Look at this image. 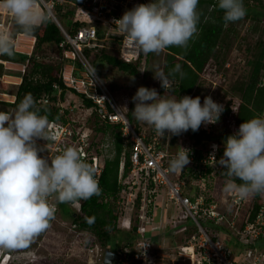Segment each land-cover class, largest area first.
Masks as SVG:
<instances>
[{"label": "clouds", "instance_id": "1", "mask_svg": "<svg viewBox=\"0 0 264 264\" xmlns=\"http://www.w3.org/2000/svg\"><path fill=\"white\" fill-rule=\"evenodd\" d=\"M198 4L199 0H152L126 11L114 24L142 54H159L173 46L183 49L198 33ZM216 6L226 24L244 19L247 13L244 0H216ZM0 7L12 14L25 35H31L37 21L46 18L37 11L36 0H0ZM12 54L11 38L0 34V55ZM89 70L93 77L95 67ZM175 74L183 78L180 64L168 73L157 67L154 79L159 80L164 94L139 87L132 97L135 120L151 126L166 139L170 137H165V132L179 136L189 130L198 131L202 124H214L223 112V106L210 96L203 104L199 96L178 98L172 79ZM48 126V117L39 114L31 94L25 95L12 111H0L2 248H28L35 237L50 228L56 212L55 205L49 203L51 196L58 203H67L102 194L95 170L77 149L67 147L51 159L39 155L43 149L38 148L36 140L46 139ZM178 149L169 161L171 173L182 172L190 162L189 150ZM218 163L225 169V192H234L241 199L264 194V114L244 121L226 138ZM0 251L1 264H10L12 255Z\"/></svg>", "mask_w": 264, "mask_h": 264}, {"label": "built area", "instance_id": "2", "mask_svg": "<svg viewBox=\"0 0 264 264\" xmlns=\"http://www.w3.org/2000/svg\"><path fill=\"white\" fill-rule=\"evenodd\" d=\"M142 4L148 3L143 0H80L73 7L106 27L105 37L112 41L114 39L120 41V59L130 64L140 57V52L126 35L118 31L114 21L119 20L126 11ZM56 6L57 4L51 1L36 0V9L38 11L40 7L44 9L64 38L59 44V48L63 49V59L72 62L67 64L69 70L67 72L63 70L59 76L67 90L66 93L74 92L91 101L99 109L102 122L117 125L124 142L130 146L131 170L126 177H123V166H120L119 183L122 188L117 205L120 211L125 212L124 215L129 216V223L125 225L126 230L131 228L133 215H136L135 220L138 219L140 225L137 229L138 240L134 245L133 258L128 260L129 250L124 249L118 255L119 264H162L166 257H174V251H177V257L182 264H264V194H261L260 208L253 218L255 195L241 199L236 193L228 192L227 205L219 210L220 204L205 195L206 180L214 177L216 172L225 171L218 163L219 147L215 143L209 146L207 153L203 154L204 159L201 162L212 167L214 172L210 177L207 175L197 177L196 195L190 196L186 193V182L180 179V172L174 173L176 179H172L171 172L168 171V160L174 157L169 154L167 148H162L161 137L155 131L150 132L148 136L141 135L131 124L127 114L119 108L98 73L95 71V75L91 76L89 69L92 65L88 62L84 50L103 47L98 45L102 40L98 38L95 26L80 27L72 34L55 18ZM71 21L74 23L77 20ZM222 74L209 73L201 77L222 78ZM259 87H264V78L260 80ZM54 91L53 96L57 98L58 104L62 89L56 85ZM213 101L220 104L218 101ZM49 102V97H46L39 100L38 104L44 107ZM225 106L226 104L223 110ZM57 108L59 115L64 116L66 109L61 104L57 105ZM217 125V122L202 124L197 132L210 135ZM238 128L234 129V133L238 131ZM91 133L93 132L90 129L76 128L72 121H68L65 125L49 122L46 130L47 145L42 146L50 154L40 152L39 155L51 159L61 154L67 147H73L95 170L98 180L103 168V159L97 151L101 152L103 148L96 150L92 144ZM213 145L216 146L215 149ZM182 148L189 150V163L192 164L190 167L194 168L193 146L187 145ZM140 194L142 199L138 208ZM159 195L162 198L161 202L156 199L160 197ZM53 198L54 195L49 198L50 204H54ZM72 205H75L73 210L79 211L78 202ZM244 207H247V210L242 212ZM160 208L163 213H159V219H161L159 224V222L156 223L155 218L152 219V211ZM184 218L191 220L193 232L184 238L182 243L173 245L168 242L166 245L160 238L152 237L154 233L161 235L169 230H173L172 235L176 237L185 234L189 230L183 226ZM207 226L216 232H211ZM220 227L225 229L228 239L235 241V249L230 248L221 239L217 231Z\"/></svg>", "mask_w": 264, "mask_h": 264}, {"label": "trees", "instance_id": "3", "mask_svg": "<svg viewBox=\"0 0 264 264\" xmlns=\"http://www.w3.org/2000/svg\"><path fill=\"white\" fill-rule=\"evenodd\" d=\"M79 1L80 0H75V5L78 4ZM143 1L147 2V0ZM245 1L246 0H244V5L247 9V13L242 20L248 19L251 11L249 4ZM203 7H205L206 10H210L209 14H207L208 17H205L203 14L200 15L198 33L195 38L189 42L187 48L182 49L173 46L163 50L165 53L163 71L168 73L176 64H180L181 70L184 73L183 78H181L179 74H175L172 77L178 98L185 95L191 96L200 86V83H202L200 81L202 80L201 75L206 72H211L212 75H215L221 73L220 71L223 68V64L220 63L222 62L221 60H224L223 55L218 54L224 33L223 27L226 24L222 19L223 12L217 8L216 0H199L198 9H202ZM39 13L43 14L46 18L40 20V22L36 24L33 33L28 35L35 39L34 52L28 57V66L22 77V83L16 94V100L13 107L15 108L25 95L31 94L36 102V108L39 109V114L46 115L49 122L65 125L68 122L65 118L67 111L64 112V116L59 115L57 98L53 96L55 93L54 86L56 85L62 89V100L67 92L59 77L63 67V49L59 48V44L64 38L57 25L48 17L42 7H40ZM54 13L56 16L58 15L60 19L67 22V25L71 27L70 32L72 34L80 27L92 25L79 19L73 23L70 19L73 12L66 11L64 13L62 7L59 5L55 7ZM94 22L95 24H93V26H95L97 30L98 38L102 40L105 37L107 30L101 23H98L97 21ZM17 34L25 35L23 29L16 24L13 18L9 28V35L14 38ZM111 42V49H113L112 51H114V54L107 53L105 48H103L101 49V54L96 56L95 60L92 62L98 74L102 75L101 73L104 68L111 67L117 69L123 74L134 77L139 74V67L142 64L143 59L144 63H149L146 56L151 55V53H148L147 55L140 53V57L130 64L123 62L119 56L120 41L114 39ZM45 46L49 47L48 49L52 53V56L45 55L43 56L44 58H41V55L45 54L42 49ZM92 50L93 49L84 50L86 58L91 57ZM250 64L251 71L247 82L233 87L234 92H237L240 97V101L233 112V129L238 128L244 121L264 113V87H259L260 80L264 78V42L257 45L253 55V61H251ZM70 93L73 94L74 97L80 99L81 104L85 109L92 110L95 117V125L93 129H91L96 134H104L108 132L112 134L114 155L111 158H103V168L98 178L99 186L102 189V194L100 196H93L87 200L58 203V206L74 226L79 230L91 232L103 246L108 247L109 250L116 255L121 254L124 249H128V260H130L134 256V245L138 240L137 229L140 222L138 219L133 221L131 228L128 231H126V229L124 231L117 230L115 223L117 220V211L119 210L117 200L122 188L121 183H119V170L122 165L123 177H126L131 170L129 162L130 146L124 142L117 125L102 122L99 109H97L91 101L84 99L82 96L74 92ZM46 97H49L50 102L48 105L42 107L38 104V101ZM131 108L132 107H130L128 113L130 121L132 120ZM229 113V107L225 106L221 116L228 115ZM221 116L217 121L218 124L222 122ZM216 129L217 127L210 135L198 133L197 131L192 132L191 130L185 132L189 139L194 141L193 159L195 167L191 168V174L195 181L199 175H207L210 177L214 172L212 167L201 163L204 159L203 154L207 153L209 146L213 143L217 144L219 147L218 158L220 159L223 156L224 142L226 138L234 133L233 130L230 133H223L222 139H220L218 136H215ZM153 131L155 130L153 129L151 132ZM92 144L96 150L99 149L100 146H96L93 141ZM182 147L183 146H180L179 148ZM101 153L102 152L97 151V154L100 157ZM186 176V171L184 172V170H182V172H180V179L185 180ZM215 176H220L223 182L227 179L222 172H216L214 177ZM236 182L240 183V181ZM141 199L142 195L140 194L138 198V208ZM74 202L79 203V211L77 212L70 209V205ZM260 203L261 194H256L253 203L252 218L259 210ZM207 227L211 232H216V230L211 229L209 226ZM217 231L220 233L221 239L224 240L230 248H236L235 241L231 238L228 239L227 235H225V229L220 227ZM192 232V230H189L188 232H185V234L179 235L177 242H172L173 245L174 243H182L183 239L187 238ZM163 234L161 233L160 235V233H154L152 234L154 235L152 237L161 238Z\"/></svg>", "mask_w": 264, "mask_h": 264}, {"label": "rangeland", "instance_id": "4", "mask_svg": "<svg viewBox=\"0 0 264 264\" xmlns=\"http://www.w3.org/2000/svg\"><path fill=\"white\" fill-rule=\"evenodd\" d=\"M51 1L62 7L64 13L66 11H72L73 15L70 19L84 20L86 23L95 24L94 20L87 17L85 14L76 10L73 6L75 5V0H45ZM151 2V0H147ZM249 4L250 14L248 19L241 20L233 23H227L223 27V38L221 42V48L218 54L223 55V59L220 62L223 64V68L220 71L222 78H212L210 76H205L206 79L202 78L200 80V86L195 90V92L190 97L199 96L201 99V104H203L204 97L210 96L213 100L218 101L221 105L229 107L230 113L228 115L221 116L222 122L217 125L215 131V136L222 139L223 133H230L233 129V112L240 101L239 94L234 92L233 87L240 84L246 83L251 71V61H253V55L256 47L259 43L264 42V0H246ZM199 14H203L208 17L210 10H206L205 7L198 9ZM57 21L63 25L67 31H71V27L67 25L63 19L55 15ZM104 27V26H103ZM107 29L106 27H104ZM112 40L104 37L98 45H102V48H95L91 51V57L87 58L88 62L94 67L93 61L96 56L101 54V49L105 48L107 53L114 54L113 49H111ZM165 53L162 51L159 54L151 53V55L146 56L147 62L139 67V74L132 76L123 74L115 68L107 67L104 68L102 75L98 74L101 80L104 82L106 87L109 89L115 102L128 116L130 107L131 112L134 110V103L132 102V97L135 95L139 87L154 88L157 90L158 94L163 95L165 90L161 87L159 80L154 79V73L156 68L159 67L163 70L164 67ZM64 60V59H63ZM228 65V66H227ZM96 71V69H95ZM63 72V67L61 73ZM97 72V71H96ZM153 72V73H152ZM98 73V72H97ZM212 74L211 72H206L204 75ZM202 76V75H201ZM66 109V119L72 121L74 126L78 129H90L92 130L95 125V117L92 110H87L81 104L80 99L74 97V95L66 93L63 100L61 99L57 105H60ZM127 108V111L123 108ZM132 120L130 121L133 126L136 127L137 131L144 136H148L153 130L151 126H148L142 122L135 120L131 113ZM92 128V129H91ZM91 136L93 135L92 141L96 146H100L102 153L100 154L103 158H111L114 155V144L113 137L111 133L96 134L93 130ZM234 133H232L233 135ZM165 137H170L168 139L161 137L162 148H167L169 154L175 157V154L180 146L192 145L194 141L189 139L186 133H182L179 136H172L170 133L165 132ZM38 142V143H37ZM38 148L43 149L41 151L44 154H50L46 148L42 145H47L45 140H36ZM173 158H170V160ZM167 165L169 166V161ZM192 164L186 165V187L185 192L191 195H196L197 193V181L192 178L191 166ZM172 179H176V175L171 173ZM195 182V184H194ZM225 182H223L220 176L210 177L206 180V194L210 199L220 204V209L227 205L228 192L224 191ZM160 196V195H159ZM53 203L56 207L55 218L51 221V226L49 229L41 233L39 236L35 237L33 242L28 248L24 249H7L12 255L10 264H104V256L107 251H110L108 247L103 246L96 237L89 231L79 230L73 223L67 219L66 215L62 213V210L58 206V202L53 198ZM157 201L161 202V196L156 198ZM75 205H70V209H74ZM156 210V211H155ZM152 211V219L160 216L158 212L159 209ZM247 207L242 209V212L246 211ZM155 211V212H154ZM229 212L231 210L229 209ZM163 212L161 211V214ZM125 212L117 211L116 229L119 231H124L125 225L129 223V216L124 215ZM135 216H132V222L135 221ZM164 216V215H162ZM185 228L187 230H193V224L191 220L184 218ZM125 228V229H124ZM130 230V229H128ZM126 230V231H128ZM149 233V232H148ZM168 233V234H167ZM161 236L160 240L166 245L168 242H177L178 237L173 236V230L167 231ZM149 235V234H148ZM2 251H0V254ZM177 251H174V257H166L162 264H182L177 257Z\"/></svg>", "mask_w": 264, "mask_h": 264}, {"label": "crops", "instance_id": "5", "mask_svg": "<svg viewBox=\"0 0 264 264\" xmlns=\"http://www.w3.org/2000/svg\"><path fill=\"white\" fill-rule=\"evenodd\" d=\"M13 18L10 12L0 7V34L8 35L11 38L13 51L11 56L0 55V111H12L14 109L13 104L16 100V94L28 66V57L34 52L35 47V39L31 36L17 34L12 38L9 35ZM39 22L40 20L37 21V24ZM48 48L47 46L42 48L45 54L41 55V58H44L45 55L52 56ZM62 62L63 70L67 72L69 70L67 64L72 62L70 60H62ZM183 170L186 171V166ZM159 210L161 212V208ZM160 220L159 216L155 218L156 223Z\"/></svg>", "mask_w": 264, "mask_h": 264}, {"label": "water", "instance_id": "6", "mask_svg": "<svg viewBox=\"0 0 264 264\" xmlns=\"http://www.w3.org/2000/svg\"><path fill=\"white\" fill-rule=\"evenodd\" d=\"M119 256L112 251H107L104 256V264H119Z\"/></svg>", "mask_w": 264, "mask_h": 264}, {"label": "bare ground", "instance_id": "7", "mask_svg": "<svg viewBox=\"0 0 264 264\" xmlns=\"http://www.w3.org/2000/svg\"><path fill=\"white\" fill-rule=\"evenodd\" d=\"M226 202V201H225Z\"/></svg>", "mask_w": 264, "mask_h": 264}]
</instances>
